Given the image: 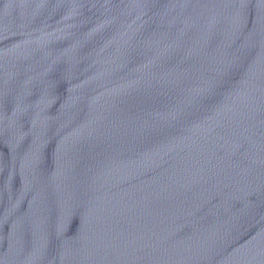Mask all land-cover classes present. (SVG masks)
<instances>
[{"label": "water", "instance_id": "1", "mask_svg": "<svg viewBox=\"0 0 264 264\" xmlns=\"http://www.w3.org/2000/svg\"><path fill=\"white\" fill-rule=\"evenodd\" d=\"M0 264H264V0H0Z\"/></svg>", "mask_w": 264, "mask_h": 264}]
</instances>
